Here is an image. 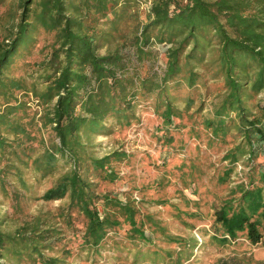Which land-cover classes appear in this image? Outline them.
<instances>
[{
	"label": "trees",
	"instance_id": "1",
	"mask_svg": "<svg viewBox=\"0 0 264 264\" xmlns=\"http://www.w3.org/2000/svg\"><path fill=\"white\" fill-rule=\"evenodd\" d=\"M138 2L13 1L12 29L0 41V194L20 213L34 199L69 200L14 230L0 218V264L190 259L196 238L166 234L150 215L166 238L152 240L135 199L107 191L128 153L99 156L90 140L132 126L148 103L167 129L189 128L227 161L214 170L226 191L216 195L214 238L264 242V0H151L146 23ZM43 34L53 41L40 47ZM162 43L170 46L159 68ZM38 48L48 49L42 60L33 59ZM238 163L247 169L234 180ZM48 177L52 186L36 198L30 179Z\"/></svg>",
	"mask_w": 264,
	"mask_h": 264
},
{
	"label": "rangeland",
	"instance_id": "2",
	"mask_svg": "<svg viewBox=\"0 0 264 264\" xmlns=\"http://www.w3.org/2000/svg\"><path fill=\"white\" fill-rule=\"evenodd\" d=\"M13 1L0 2V41H3L12 29L14 18L11 13L16 10ZM150 7L151 0H139L135 6L138 19L142 23L148 21ZM136 23L134 21L129 23L128 33L133 30ZM52 37L43 34L39 38L40 47L51 43ZM168 46H170L168 43L154 46L159 52V68L165 66V50ZM47 51L48 49L42 53L38 48L33 59L42 60ZM105 51L106 47L100 49L101 53ZM29 73L34 74L33 71ZM205 100L209 102L212 99L207 97ZM197 105L198 102L191 112L195 111ZM146 106L148 107H140L138 111L140 119L134 121L132 126L115 128L110 135L92 136L90 139L96 145V153L99 156L114 150H125L128 153V158L115 167L121 179L107 191L116 192L124 200L128 197L135 199L140 212L138 217L143 219L144 228L152 240L160 243L166 238L156 230V224L148 218L150 215L154 221L159 222L160 227L166 229V234L182 237L185 241L196 238L201 246L194 250V254L185 264H264V242L252 245L243 236L226 243L214 238L216 195L226 193L223 188L216 187L214 170L216 166L221 167L227 163L225 160L219 163L223 154L207 149L204 141L192 138L187 132L189 128H182L174 123L167 129L149 103ZM204 111H207V108ZM193 117L197 118L199 115ZM168 134L174 136L171 142H168ZM180 138L181 141H178ZM199 153L202 155L198 156ZM244 169L247 167L238 163L233 179H239ZM54 179L48 177L40 182L30 179L34 183L36 198L52 186ZM68 200L65 198L49 202L34 199L28 203L24 212L20 213L14 211L0 194V218L8 217L3 229L14 230L31 221L35 215L56 212V209L67 204ZM76 227L81 228L82 225L77 223ZM161 244L164 247H178V243L167 246ZM99 264L114 263L102 259Z\"/></svg>",
	"mask_w": 264,
	"mask_h": 264
}]
</instances>
